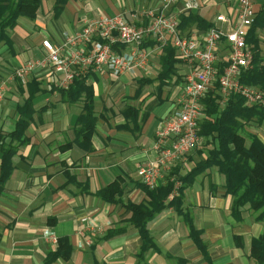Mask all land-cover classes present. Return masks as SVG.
I'll return each instance as SVG.
<instances>
[{
  "label": "crops",
  "instance_id": "0c3cea01",
  "mask_svg": "<svg viewBox=\"0 0 264 264\" xmlns=\"http://www.w3.org/2000/svg\"><path fill=\"white\" fill-rule=\"evenodd\" d=\"M251 1L256 17L263 16L264 0ZM163 4L164 0H69L56 16V0H42L36 19H19L9 34L11 44H0V83L8 80L5 99L0 103V139L5 137L10 142L9 135L21 118L18 108L30 97L34 111L25 131L26 142L13 143L17 150L12 159L14 170L0 198V264H257L251 255L252 246L264 234V222L256 220L249 206L242 209L239 219L234 217V198L227 193L225 176L217 167L198 174L183 195L184 214L193 219L204 251L190 235L184 214L171 206L148 223L159 252L150 250L141 260L142 238L129 223L130 212L97 195L122 178L124 203L148 200L138 187L137 169L157 157L156 134L179 107L185 77L191 70L187 62L178 59L177 52V73L164 85L158 77L165 46L152 38L143 44L149 55L146 70L118 77L89 73L86 83L93 90L97 119L89 140L78 139L76 134L82 127L85 96L69 102L61 88L41 75L34 74L27 84L9 78L26 61L44 57V40L62 46L66 35H74L88 20L103 14L122 15L142 27L148 23L146 11L160 12ZM238 5V0H178L175 11L180 16L195 14L206 25L229 33L238 22ZM218 16L227 21H217ZM194 31L203 33L196 24L180 29L185 36ZM257 42L264 65V29L257 30ZM229 51L228 44L223 43L217 69L224 64L226 69ZM13 82L18 86H8ZM220 106L225 105L220 102ZM245 129L264 143V121L252 120ZM210 140L203 138L199 148L181 160L176 168L181 176L208 158L213 148ZM1 148L0 141V173ZM84 218L89 222L82 223ZM116 227L126 230L103 239ZM48 232L58 240L69 241L72 253L68 260L48 262L59 247Z\"/></svg>",
  "mask_w": 264,
  "mask_h": 264
},
{
  "label": "built area",
  "instance_id": "2783aa9c",
  "mask_svg": "<svg viewBox=\"0 0 264 264\" xmlns=\"http://www.w3.org/2000/svg\"><path fill=\"white\" fill-rule=\"evenodd\" d=\"M178 0H164L163 10L146 11L148 23L137 27L122 15H101L88 20L84 28L74 35H66L62 46L47 39L42 42L46 52L38 60H28L12 75V79L27 84L30 78L48 79L61 89L71 86L76 78L86 77L91 72L110 73L118 77L125 73L136 74L146 70L149 55L143 49L147 38H152L162 46L171 42L179 59L191 66L185 77L179 107L165 120L156 134L155 160L138 167L140 183L155 189L167 182H176V190L181 186L173 174L181 160L199 148L200 121L204 117L202 100L219 84L221 103L226 104L232 95H240L247 105L264 106L262 92L254 86L241 82L242 74L251 68L253 51L247 44L256 12L251 0H238V22L229 33L216 26L206 32L180 33V14L175 11ZM217 21L226 22L224 16ZM223 43L229 46L228 66L218 75L219 49ZM121 48V51L116 48ZM123 48V49H122ZM7 93V84L0 83V103ZM89 222L88 218L82 223ZM48 235L54 244L57 238Z\"/></svg>",
  "mask_w": 264,
  "mask_h": 264
},
{
  "label": "trees",
  "instance_id": "16d2710c",
  "mask_svg": "<svg viewBox=\"0 0 264 264\" xmlns=\"http://www.w3.org/2000/svg\"><path fill=\"white\" fill-rule=\"evenodd\" d=\"M69 0H56L55 14L58 16ZM42 5V0H0V44L9 43L10 31H13L21 18L30 20L36 19L38 11ZM257 16L247 35V44L251 47L254 55L252 66L241 76V82L248 86L257 87L264 96V65L261 56L257 51V30L264 29V14ZM196 24L200 32H206L213 27L206 25L204 20L195 14L180 16V29H189ZM191 32L188 34L190 35ZM123 49V48H122ZM116 50L121 51L117 47ZM161 57V72L158 80L161 85L171 79L176 73V50L171 42L163 49ZM225 64L218 68V75L223 73ZM87 76L76 78L71 86L61 89L62 95L67 101H79L85 96V113L81 118V129L77 131V137L89 140L95 132L97 119L94 116L93 90L86 83ZM21 83V82H20ZM38 85V84H35ZM219 84H215L213 91L202 100L204 108V118L200 121L199 135L202 138H211L209 141L213 148L209 150V156L205 161L198 163L196 168L188 174L181 176L177 169L173 174L177 176V182L181 186L176 190V182H167L155 189H150L139 184L148 200L143 203H124L122 196L124 193V180L116 179L97 195L110 204H121L130 212L129 223L138 230L142 238V248L139 258L143 260L145 254L154 250L159 252L149 230L148 223L167 207L174 206L178 212L184 214L183 195L184 190L194 181L198 174L208 168L217 167L220 173L225 176L227 193L234 198L232 214L240 218L242 209L249 206L256 214V220L264 222V143L256 134L246 131L248 122L256 120L259 123L264 121V106L253 104L247 105L246 100L240 95H232L225 106H220L221 97L218 94ZM38 91V90H36ZM35 91V92H36ZM31 98V97H30ZM18 108L21 115L15 131L7 138L2 137V163L0 173V198L3 195L5 184L14 170L12 159L16 155V147L13 143L18 141L26 142L25 131L34 115L31 100ZM1 136V135H0ZM186 225L190 230V235L194 238L198 246L204 251L205 247L201 242L200 233L195 230L193 219L189 214H184ZM125 227H116L107 231L103 239L125 232ZM59 247L51 253L48 262L57 258L68 260L72 253V247L67 239L58 240ZM252 257L257 264H264V234L253 242Z\"/></svg>",
  "mask_w": 264,
  "mask_h": 264
},
{
  "label": "rangeland",
  "instance_id": "374dc122",
  "mask_svg": "<svg viewBox=\"0 0 264 264\" xmlns=\"http://www.w3.org/2000/svg\"><path fill=\"white\" fill-rule=\"evenodd\" d=\"M16 70H17V69H16ZM16 70H14V72H15ZM14 72H12V73L10 74V77H9V78H12V75L14 74ZM4 81H5V82H4ZM7 81H8V80H5V78H4V80H2L1 83L4 82V83L7 84ZM12 85H15V86L17 87V86H18V82H13V84L8 85V86H12ZM57 240H58V239H57ZM57 243H58V242H57Z\"/></svg>",
  "mask_w": 264,
  "mask_h": 264
}]
</instances>
